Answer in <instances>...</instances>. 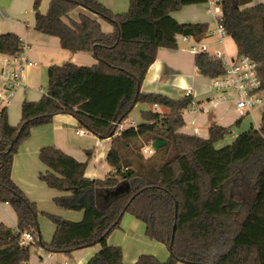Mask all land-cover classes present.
Returning <instances> with one entry per match:
<instances>
[{
    "label": "trees",
    "instance_id": "1",
    "mask_svg": "<svg viewBox=\"0 0 264 264\" xmlns=\"http://www.w3.org/2000/svg\"><path fill=\"white\" fill-rule=\"evenodd\" d=\"M129 8L114 14L98 0H51L41 14L35 0V30L57 36L63 50L90 53L95 64L63 62L47 69L48 83L37 102L24 101L17 126L7 123L0 109V202L12 206L17 225L0 224V264H26L30 247L20 245L30 231L37 246L51 254H70L99 245L85 264H126L119 246L109 245V235L120 228L125 213L144 224V234L166 246L165 261L143 253L132 264H264V108L257 128L238 133L231 144H215L231 135L233 126L211 125L208 137L186 135L182 114L192 106L190 95L180 99L146 93L141 83L154 62L158 47H177V35L195 41L205 38V23H179L171 12L186 4L206 0H128ZM225 35L236 52L257 63L264 91V7H244L250 0H219ZM88 9L113 26L103 32L100 23L80 14L63 21L76 8ZM23 42L13 33L0 35V53L22 51ZM197 72L212 79L223 69L206 53L196 54ZM139 103L158 111H143L139 125L117 132ZM57 114H68L97 138H111L103 179L85 176L86 163L52 146L39 151L46 167L39 176L46 186L69 195L55 197L59 208L82 211L77 221L46 214L55 225L50 242L40 236L39 210L12 179V162L31 132L51 124ZM159 139L152 153L145 145ZM130 264V263H127Z\"/></svg>",
    "mask_w": 264,
    "mask_h": 264
},
{
    "label": "crops",
    "instance_id": "2",
    "mask_svg": "<svg viewBox=\"0 0 264 264\" xmlns=\"http://www.w3.org/2000/svg\"><path fill=\"white\" fill-rule=\"evenodd\" d=\"M35 0H0V35L5 33L15 34L20 42L26 45L25 56L34 64L27 67L23 85H16L8 98L7 103H0V109L6 108L7 123L17 126L21 118L22 103L24 101L37 102L45 92L48 83L47 69L51 65L63 62H74L78 65L95 64L96 59L88 52L69 53L63 50L57 36H50L35 30ZM107 6L114 14H120L129 8L128 0H98ZM51 0H41L39 11L46 14ZM262 4L264 0H250L246 8ZM88 15L100 23L103 32H112L113 26L91 13L88 9L79 7L72 10L64 22L77 21L79 15ZM171 16L179 23H205L208 31L215 26V20L209 11L206 2L186 4L181 9L171 12ZM202 41L209 47L219 48L218 38L207 33ZM226 36L223 40L225 47ZM232 40V39H231ZM177 41V47H158L154 62L146 70L140 85L146 93H157L169 98L180 99L184 96L185 89L192 87L193 105L184 111L182 119L184 125L178 130L186 135H196L205 139L211 125L229 127L240 120L238 126H233L229 136L218 141L215 148L220 149L231 144L238 133L251 127L257 128L261 123V112L264 106H256L251 110L240 113L235 105L227 100H219L217 93L211 85V79L197 72L194 64L196 54L189 49L191 42ZM233 42V40H232ZM234 43V42H233ZM226 48V47H225ZM227 49V48H226ZM228 50V49H227ZM236 52V48H235ZM155 109L146 103L137 104L125 119L135 126L143 122L141 113ZM158 111H166L159 107ZM81 128L74 117L68 114H57L51 124L41 125L32 130L31 135L20 146L13 156L12 179L24 192L28 199L37 205L39 212L52 214L66 220L77 221L82 217V211H72L58 208L53 200L60 195H69V192L56 191L40 181L39 176L45 172L46 167L39 159L42 147L52 146L65 154L86 163L85 176L91 179H103L111 170L107 163V153L111 147V138L100 139L93 134L78 136L76 130ZM125 213L122 217L120 228L114 230L108 238V244L119 246L123 252L124 263H134L143 253L152 254L158 260L165 261L170 253L164 250L161 243L151 240L144 235L145 226L140 221L135 222L132 215ZM133 218V219H132ZM41 222V219L39 220ZM0 224L15 228L17 225L16 214L8 203L0 202ZM40 235L45 241L52 240L55 228H50L44 233L41 222ZM99 245L79 249L70 254H52L50 258L41 255L37 249L30 254L26 264H85L99 250Z\"/></svg>",
    "mask_w": 264,
    "mask_h": 264
},
{
    "label": "built area",
    "instance_id": "3",
    "mask_svg": "<svg viewBox=\"0 0 264 264\" xmlns=\"http://www.w3.org/2000/svg\"><path fill=\"white\" fill-rule=\"evenodd\" d=\"M209 6V11L214 16L215 26L207 31L210 35L218 38L219 48H210L204 41L193 40L189 49L194 54L206 53L213 59L220 62L223 73L220 76L212 78L210 81L212 88L219 93V100H227L235 105V109L240 113L251 110L256 106H264V100L261 93L262 84L257 71V63L248 55L236 54L232 55L224 46L223 40L226 37L223 28L221 15L222 9L219 0H206ZM177 40L184 42L189 41L192 37L186 35L175 36ZM26 45L23 44L22 51L14 54L0 53V103H7L8 98L12 94V90L16 85H23L25 79V71L28 66L34 64L25 56ZM192 94V87L185 89L184 96ZM193 105V104H192ZM190 108V107H189ZM155 109L159 107L155 105ZM117 132H122L123 129L134 126L132 122L123 120L121 123H115ZM78 136L89 134L84 128L76 130ZM149 142L145 145L143 152L153 154ZM20 245L37 246V238L30 232H24L20 237ZM41 255L50 258L51 253L39 248Z\"/></svg>",
    "mask_w": 264,
    "mask_h": 264
},
{
    "label": "rangeland",
    "instance_id": "4",
    "mask_svg": "<svg viewBox=\"0 0 264 264\" xmlns=\"http://www.w3.org/2000/svg\"><path fill=\"white\" fill-rule=\"evenodd\" d=\"M225 47L228 49V51L232 54V55H234V54H236V52H235V45H234V43L232 42V40L230 39V38H226V42H225ZM261 95H262V98H263V100H264V91L261 93ZM46 214L47 213H41V212H39V214H38V216H37V222L40 224L41 222L43 223V226L45 227L44 228V233H46L47 232V230L48 229H50V228H55V225L52 223V222H50L49 220H48V218H47V216H46ZM128 214V213H127ZM129 217H131L130 215H128ZM41 219V222H39V220ZM133 219V218H132ZM135 222H138L137 221V219H133ZM137 224H139V222L137 223ZM140 226H141V222H140ZM39 229H40V226H39ZM145 235V234H144ZM41 236V235H40ZM42 238V237H41ZM42 241L43 242H47V241H45V238H42ZM158 243V242H157ZM161 245H162V247L164 248V250H167V248H166V246L164 245V244H162L161 243ZM39 248L40 247H38V246H31L30 247V254H33L34 252H35V250H39ZM40 251V250H39ZM168 251V250H167ZM169 252V251H168Z\"/></svg>",
    "mask_w": 264,
    "mask_h": 264
},
{
    "label": "water",
    "instance_id": "5",
    "mask_svg": "<svg viewBox=\"0 0 264 264\" xmlns=\"http://www.w3.org/2000/svg\"><path fill=\"white\" fill-rule=\"evenodd\" d=\"M163 144H164L163 141H161V140H159V139H156V141H153V142L151 143V148H152L153 150H156V148L160 147V146L163 145Z\"/></svg>",
    "mask_w": 264,
    "mask_h": 264
}]
</instances>
